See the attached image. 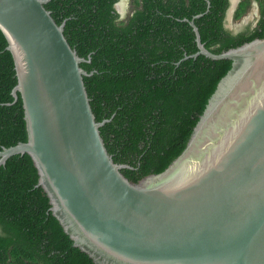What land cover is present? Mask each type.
Returning a JSON list of instances; mask_svg holds the SVG:
<instances>
[{
	"label": "water",
	"instance_id": "obj_1",
	"mask_svg": "<svg viewBox=\"0 0 264 264\" xmlns=\"http://www.w3.org/2000/svg\"><path fill=\"white\" fill-rule=\"evenodd\" d=\"M0 0L27 141L3 147L0 166L29 154L50 211L94 264H264V36L221 53L232 60L185 149L160 173L130 180L109 153L81 57L45 7ZM240 0H230L231 16ZM119 6V2L116 4ZM188 56V57H190Z\"/></svg>",
	"mask_w": 264,
	"mask_h": 264
},
{
	"label": "trees",
	"instance_id": "obj_2",
	"mask_svg": "<svg viewBox=\"0 0 264 264\" xmlns=\"http://www.w3.org/2000/svg\"><path fill=\"white\" fill-rule=\"evenodd\" d=\"M120 0H50L45 7L77 53L90 62L84 81L109 153L132 181L164 171L185 149L200 115L232 60L191 57L201 41L221 53L264 36V0H240L242 17L259 6L255 26L226 27L230 0H134L123 18ZM8 41L0 29V150L27 141L21 96ZM190 56V57H188ZM29 154L0 166V264H94L50 211Z\"/></svg>",
	"mask_w": 264,
	"mask_h": 264
},
{
	"label": "rangeland",
	"instance_id": "obj_3",
	"mask_svg": "<svg viewBox=\"0 0 264 264\" xmlns=\"http://www.w3.org/2000/svg\"><path fill=\"white\" fill-rule=\"evenodd\" d=\"M240 2V1H239ZM134 0H120L119 6L117 7L123 18H126L133 10ZM259 16L258 4H253L248 11L240 18H235L233 13L231 16L227 15L226 25L232 30H241L245 26L251 24L255 26Z\"/></svg>",
	"mask_w": 264,
	"mask_h": 264
},
{
	"label": "flooded vegetation",
	"instance_id": "obj_4",
	"mask_svg": "<svg viewBox=\"0 0 264 264\" xmlns=\"http://www.w3.org/2000/svg\"><path fill=\"white\" fill-rule=\"evenodd\" d=\"M254 3H255V4H257V2H253V4H254ZM253 4H252V5H253ZM258 17H259V16H258ZM226 24H227V23H226ZM226 27L228 28V26H227V25H226ZM229 29H231V28H229ZM234 31H236V30H234Z\"/></svg>",
	"mask_w": 264,
	"mask_h": 264
}]
</instances>
